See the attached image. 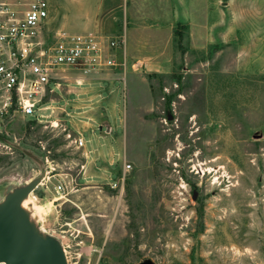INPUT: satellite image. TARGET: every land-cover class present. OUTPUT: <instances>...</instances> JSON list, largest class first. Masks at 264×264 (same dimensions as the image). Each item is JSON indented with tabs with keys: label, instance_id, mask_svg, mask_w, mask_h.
<instances>
[{
	"label": "rangeland",
	"instance_id": "rangeland-1",
	"mask_svg": "<svg viewBox=\"0 0 264 264\" xmlns=\"http://www.w3.org/2000/svg\"><path fill=\"white\" fill-rule=\"evenodd\" d=\"M102 1L47 0L45 40L133 25L137 48L0 123V202L38 180L28 214L67 264H264V0L210 1L203 36L164 3ZM233 14L238 42H221Z\"/></svg>",
	"mask_w": 264,
	"mask_h": 264
},
{
	"label": "built area",
	"instance_id": "built-area-1",
	"mask_svg": "<svg viewBox=\"0 0 264 264\" xmlns=\"http://www.w3.org/2000/svg\"><path fill=\"white\" fill-rule=\"evenodd\" d=\"M0 0V123L37 120L47 93L58 88L60 74L67 69L99 73L125 69L119 57L125 39L122 35L57 32L45 40L43 29L48 18L47 0ZM83 148L82 137L74 140ZM123 167V173L130 169ZM66 188L65 180L54 187L57 194Z\"/></svg>",
	"mask_w": 264,
	"mask_h": 264
},
{
	"label": "water",
	"instance_id": "water-1",
	"mask_svg": "<svg viewBox=\"0 0 264 264\" xmlns=\"http://www.w3.org/2000/svg\"><path fill=\"white\" fill-rule=\"evenodd\" d=\"M39 181L17 189L0 203V264H67L57 239L40 235L30 222L21 202ZM139 264H153L147 260Z\"/></svg>",
	"mask_w": 264,
	"mask_h": 264
},
{
	"label": "crops",
	"instance_id": "crops-1",
	"mask_svg": "<svg viewBox=\"0 0 264 264\" xmlns=\"http://www.w3.org/2000/svg\"><path fill=\"white\" fill-rule=\"evenodd\" d=\"M112 1L113 0H103L102 3L100 4L101 8L109 7ZM126 1H130L131 4L130 7H132L135 0H122V2H125L124 5L125 4L127 5ZM155 1L158 4L161 3L165 4V7H167L168 11L171 12L172 20L174 22H181L182 24H184V26H186L190 30L191 33H195L197 35H202V36L203 34H206V29L209 22L208 13L210 9H212V6H214L215 4L213 2L210 3V1H214V0H207V1L200 0V3L197 2V4H195L196 5L195 8H197L196 11L193 10L194 5L190 4V0H155ZM218 4H220V1ZM223 4L226 5V3ZM228 10L232 11V6H229ZM193 11L195 12V14L193 13ZM220 12L223 13L225 11L220 10ZM232 16L234 17L233 19L231 17L229 18L225 32L220 33V31L218 30L219 31L218 40L221 42H229L236 44L238 42V37H239L238 23L235 14H233ZM135 35H136L135 30L133 29V25H132L131 29H129V31L126 34V41H125L126 44L124 43L125 48L123 47L125 49L126 55H128V51L132 55L133 50L135 49V47L137 48L138 46L137 45L138 41L135 39ZM214 38L215 36H213V40L211 39V41H207V42L209 43L215 42L217 40V37L216 39ZM140 51L142 52L143 50L140 49ZM124 59L127 64L126 58Z\"/></svg>",
	"mask_w": 264,
	"mask_h": 264
},
{
	"label": "bare ground",
	"instance_id": "bare-ground-1",
	"mask_svg": "<svg viewBox=\"0 0 264 264\" xmlns=\"http://www.w3.org/2000/svg\"><path fill=\"white\" fill-rule=\"evenodd\" d=\"M30 195H28L22 202H21V208L26 212V214L28 215L29 219H30V222L34 225V223L32 222V219L30 217V215L28 214V207L30 205ZM3 201V200H2ZM1 203V202H0ZM37 210H39V208L37 207ZM42 210V209H41ZM38 213V212H37ZM40 213V212H39ZM36 228V226H35ZM37 232H38V229L36 228ZM40 234V232H38ZM42 235V234H40Z\"/></svg>",
	"mask_w": 264,
	"mask_h": 264
}]
</instances>
